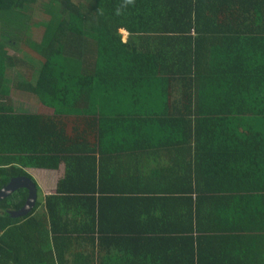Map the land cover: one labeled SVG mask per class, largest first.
<instances>
[{
  "label": "trees",
  "instance_id": "obj_1",
  "mask_svg": "<svg viewBox=\"0 0 264 264\" xmlns=\"http://www.w3.org/2000/svg\"><path fill=\"white\" fill-rule=\"evenodd\" d=\"M76 2L0 0V188L61 169L26 216L8 215L25 190L0 200V264H122L135 248L152 264H264V0H135L120 16V0ZM20 40L24 51L1 50ZM21 66L18 84L40 105L58 75L68 99L14 113L5 75ZM102 147L185 154H167L171 174L111 170L112 185L96 171ZM133 179L143 194L160 181L164 199L124 190ZM104 244L125 257L105 259Z\"/></svg>",
  "mask_w": 264,
  "mask_h": 264
},
{
  "label": "crops",
  "instance_id": "obj_2",
  "mask_svg": "<svg viewBox=\"0 0 264 264\" xmlns=\"http://www.w3.org/2000/svg\"><path fill=\"white\" fill-rule=\"evenodd\" d=\"M125 36L126 33L124 32ZM13 72L9 71L8 72V76L10 77V75H12ZM38 103V102H37ZM38 105L43 109V108H47L44 107L43 105H40L38 103ZM119 110H125L124 108H121ZM38 111H34V113H37ZM106 147H102L100 149V151H97L98 156H95V160H96V171H99L98 169H100L102 175L106 174L105 177L101 178L102 184L104 183H109V184H117L120 180V177H118L116 179V182L113 183L108 177H106L111 170L116 171L117 175H131V173L135 172V171H144V172H152V173H160L162 175L165 174H171L173 173V171L176 169L174 168V165L169 161V158L167 156V154H171L172 156L170 157L171 161L174 160V158H177L180 156L179 154H185V152H183L182 150H177V151H173V149L171 148V150H169V148H155V147H144V148H130L129 150H120V149H105ZM180 159H182L183 161L187 160L184 159V156H181ZM99 161V164L98 162ZM178 161V160H176ZM184 163V162H183ZM186 163V162H185ZM98 164V165H97ZM32 171L33 173H36L35 176H37V179L35 177L34 180L33 178H31L33 180V182L35 183L36 187L38 190H40L39 192H41V204L43 202V198L44 196L53 193L54 191V186H55V181L56 179H58V177L61 174V169L60 167L55 171H49V170H43V169H29V171ZM40 173V174H39ZM139 173V172H138ZM178 173V172H176ZM30 175V174H29ZM98 175V173H97ZM31 177V175H30ZM184 178V177H183ZM185 179V178H184ZM98 182V179L97 181ZM161 184L164 185H168V180H164ZM177 185H179V181L177 180ZM187 181H185V186H186ZM122 185V184H121ZM157 188L154 191H151V193L143 194L141 193V191L143 190H149L150 186L148 184H145L144 181V185L143 186H139L138 184V180H131L129 183H125V188L124 190H128L127 192L131 193H138L141 197L142 196H146V197H150V196H157L160 197V199H164V196L162 195V193L160 191H157L158 189H160V181L156 182ZM159 185V186H158ZM118 186H120L118 184ZM165 191L166 196L168 197H177L179 194L173 189V188H163ZM180 189V187H179ZM37 190V191H38ZM140 209H142L141 207H134L132 208L133 212L138 213L140 211ZM131 231V233H133V229L132 227H129L128 229L125 230H129ZM262 237H264V233L262 234ZM264 242V240H263ZM113 246L109 245V244H104L102 246L103 248V253H105L106 258L105 259H109L111 258V256L109 255V251L110 249H112ZM120 252L121 250L118 249ZM132 253H130L131 255L128 256H132L131 260L132 262H129L128 260H126V262H128L129 264H146V263H151L149 257H141L142 254V249L141 248H135L132 249ZM152 251L156 252L157 254H159L162 257V254L158 253L157 251L153 250ZM108 254H107V253ZM119 255L121 256V254H117V256H113L114 259H116L119 263V260H121L119 258ZM122 258L125 257V255L121 256ZM141 257V258H139ZM113 258H111V260H114ZM95 256L93 257V262L92 264L95 263L94 261ZM163 258H154L152 260H154L155 262L161 261ZM125 259H122V264H126V262H124ZM164 260V259H163ZM121 262V261H120ZM165 263H170L171 261L168 260H164ZM107 264H111L110 262H107ZM152 264V263H151Z\"/></svg>",
  "mask_w": 264,
  "mask_h": 264
},
{
  "label": "rangeland",
  "instance_id": "obj_3",
  "mask_svg": "<svg viewBox=\"0 0 264 264\" xmlns=\"http://www.w3.org/2000/svg\"><path fill=\"white\" fill-rule=\"evenodd\" d=\"M73 3H77L76 0H71ZM44 9H47V11H49L50 13L48 14V16L50 17L51 19V23L47 26L46 30L48 31V33H52L53 31V26H54V22L56 21L55 17H56V13H55V8L52 7V6H45V7H42L41 10H44ZM40 15V14H39ZM41 17L37 18V19H34L36 21H38V23L41 25V26H45L47 25L50 21L46 20L45 17H47L46 14L44 13H41L40 15ZM44 16V17H43ZM53 17V18H51ZM48 18V17H47ZM49 19V20H50ZM29 20V19H28ZM26 21L25 19L21 18L20 19V22L19 23H22ZM28 28V26H27ZM25 28H22V31L24 30ZM30 29V27H29ZM29 29L24 33L25 35H27L29 33ZM119 34L121 36L122 39L125 38V34L122 32V31H119ZM23 42L20 40V43H17L19 45H16V44H11L10 46H2L1 50L6 53V55H12L13 54V50L16 48V49H19V50H22L24 51L22 48H23ZM25 69H29L28 66H23ZM17 71V74L14 75V73L12 75H10V77L8 76V73L5 75V78L8 81V84H9V89H8V93H7V99L4 101V102H7L11 105L12 107V110L14 113H34V111H38L39 113H44V114H50L52 112V108L56 107L58 103L62 102L61 100L67 98L69 96H67V93H68V84L70 82V79L67 78V76L65 75H61L59 77L58 75V78L56 80V85H55V89H54V93L52 94V97H51V106L50 108H41L38 103L36 102V98L33 96V95H30L28 93H25L22 88L19 86L18 84V81L19 79H17L18 76H22L23 73V68L22 66L21 67H18L16 68ZM33 70V68L30 70V73L31 71ZM34 75V72L32 73V76ZM69 95V93H68ZM26 173L29 175H31V178H33L34 180L37 179V176H35L36 173H33L31 170L29 171V169H27ZM40 174V173H39ZM29 175V176H30ZM36 177V179H35ZM32 180V179H31ZM37 182V180H36ZM40 190L36 191V200H39L41 199V192H39ZM16 191L12 192L11 194L15 193Z\"/></svg>",
  "mask_w": 264,
  "mask_h": 264
},
{
  "label": "water",
  "instance_id": "obj_4",
  "mask_svg": "<svg viewBox=\"0 0 264 264\" xmlns=\"http://www.w3.org/2000/svg\"><path fill=\"white\" fill-rule=\"evenodd\" d=\"M23 189L26 191V197L23 205L15 210L8 211V215L12 218H19L26 216L33 208L36 201V186L35 183L27 177H12L9 178L6 184L0 188V200L11 195L12 192Z\"/></svg>",
  "mask_w": 264,
  "mask_h": 264
},
{
  "label": "clouds",
  "instance_id": "obj_5",
  "mask_svg": "<svg viewBox=\"0 0 264 264\" xmlns=\"http://www.w3.org/2000/svg\"><path fill=\"white\" fill-rule=\"evenodd\" d=\"M135 0H120V3L117 5L115 9V15L120 16L123 14L124 10H126L129 6H134ZM124 33V31H122Z\"/></svg>",
  "mask_w": 264,
  "mask_h": 264
}]
</instances>
